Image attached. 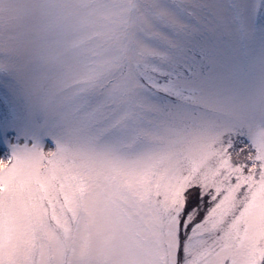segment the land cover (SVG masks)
<instances>
[{"label": "snow or ice", "instance_id": "6c2138e0", "mask_svg": "<svg viewBox=\"0 0 264 264\" xmlns=\"http://www.w3.org/2000/svg\"><path fill=\"white\" fill-rule=\"evenodd\" d=\"M0 12V264H264V0Z\"/></svg>", "mask_w": 264, "mask_h": 264}, {"label": "rangeland", "instance_id": "374dc122", "mask_svg": "<svg viewBox=\"0 0 264 264\" xmlns=\"http://www.w3.org/2000/svg\"><path fill=\"white\" fill-rule=\"evenodd\" d=\"M21 2V0H10V3L13 6V15H15V10H16V6L19 5V3ZM6 13L0 12V17L5 16Z\"/></svg>", "mask_w": 264, "mask_h": 264}]
</instances>
